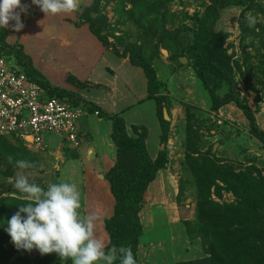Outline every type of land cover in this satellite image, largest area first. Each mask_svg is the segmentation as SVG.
Listing matches in <instances>:
<instances>
[{
  "label": "rangeland",
  "instance_id": "1",
  "mask_svg": "<svg viewBox=\"0 0 264 264\" xmlns=\"http://www.w3.org/2000/svg\"><path fill=\"white\" fill-rule=\"evenodd\" d=\"M218 1L79 0L81 7L74 25H88L95 30L107 41L105 48L115 55L131 56L134 60L139 57L138 62L159 86L158 93L164 98L162 114L167 112L166 121L170 122L168 138L162 149L166 151L167 162L161 170L173 175L171 181L177 183L178 191L174 197L168 196V192L161 195L162 203L147 207L149 211L140 208L143 235L138 243L137 264H178L186 260L208 263L202 260L210 258L209 239L207 242L203 239L211 235L216 221L207 211V204L211 202L216 204L214 209L220 207L225 212L230 208L238 218L243 216L248 219L247 196L238 197L239 192L229 189L215 175L202 183L204 173L203 177L199 176L201 172L194 166L213 163L228 167L232 173L255 169V172L250 171L253 176L257 171L262 173L264 168V157L255 154V150L259 149L252 142L254 136L251 131L246 134L237 125L234 126L235 118L228 115L230 109L237 107L230 103L213 110L205 76L189 56L200 32V24L206 19L213 3ZM22 4L24 11L28 10L31 14L41 11L31 0H22ZM248 15L256 18L254 27L247 26L245 18ZM54 22L53 19L47 20L43 32H39L44 42L50 41ZM225 22L226 26L230 23L228 19ZM230 27L225 45L228 54L233 55L230 63L232 87L229 89H234L254 116L264 105V1L256 3ZM13 48L14 51L0 48V55L20 70L21 66L14 56L19 49L18 44ZM162 50L167 54H163ZM54 54L60 56L59 52ZM181 58L186 60L185 64L180 62ZM227 91L225 86L217 94L221 97ZM74 98L80 100L76 95ZM47 137V142L51 144L48 143L44 150L28 148L15 137L0 140V200L9 199L10 204L13 201L26 202L25 195L14 187L18 174L26 175L30 182L41 186L55 182L74 183L81 193L82 218L96 216L95 236L105 243L106 250L111 249L116 245L114 226L123 222L124 216L118 211L106 180L109 170L98 169V161L92 165L82 163L75 154L79 147L73 149L65 142ZM16 160H26L31 167L19 169L14 166ZM205 183L207 192H200L198 188ZM254 219L256 221V218L249 220L254 222ZM261 228L264 229V226ZM254 231L258 233L260 230L257 227ZM126 236L127 247L132 248L130 229H127ZM9 254L8 264H46L47 259L53 264H72L70 259L66 261L55 253L43 256L36 249H17L14 244L9 246Z\"/></svg>",
  "mask_w": 264,
  "mask_h": 264
},
{
  "label": "trees",
  "instance_id": "2",
  "mask_svg": "<svg viewBox=\"0 0 264 264\" xmlns=\"http://www.w3.org/2000/svg\"><path fill=\"white\" fill-rule=\"evenodd\" d=\"M264 0H220L213 3L206 19L200 24V32L196 41L190 49V58L194 59L197 69L205 76V85L209 90L210 97L213 101V110L217 111L226 104H234L242 111L249 122L251 134L264 146V133L260 132L255 125V120L251 111L242 102L234 89L231 88V59L233 55L228 54L226 41L230 36V27L235 21L239 20L248 13L256 3ZM255 3V4H254ZM227 19L230 23L226 26ZM89 28V26H88ZM90 32L107 47V41L102 39L95 30L89 28ZM7 31L0 28V48L8 51H14V45H8L6 42ZM15 59L21 66L24 74L29 79L35 80L47 93L48 97L56 96L59 98L74 99L76 103L86 106L88 111L94 113L95 109L85 103H80L75 99L72 92L51 87L42 76L32 68L30 59L23 53L22 48L18 45ZM130 56L129 62L132 66L141 68L148 86V99H153L156 103V114L160 125V141L163 145L167 141L169 134L170 122L163 118L162 111L164 109V98L158 93V85L153 77H151L144 66ZM66 83L77 90L84 89L87 85L76 80L73 76L66 77ZM225 86L228 91L223 96L217 94ZM101 115V113L99 114ZM112 121L111 141L115 147V163L107 172L106 180L108 181L111 192L116 200L118 211L124 216L123 222H117L114 226V244L127 247L126 231L130 229L132 239V252L137 261V248L140 238L143 235L142 224L139 219L141 205L144 202V194L148 185L155 179L156 174L162 171L166 165V151L162 150L158 153L155 160H151L148 156L145 146V131L142 128L133 127V136L127 134L125 125L120 116L110 117ZM4 136L1 139H7ZM196 146V145H194ZM206 160V159H205ZM213 164V163H212ZM209 165L203 163L194 168L201 172L198 175L208 182L211 178H221L229 189H234L240 195L247 196L246 211L248 219L234 215L230 208L224 212L220 207L214 209L216 204L212 202L207 204L208 214L214 217L215 225L212 228L211 235H206L205 239L201 234V240L207 242L210 248V258L202 260L208 262L205 264H264V168L262 173L256 172L253 176L250 171L253 169H245L242 173H232L228 167L218 164ZM247 172V173H245ZM261 173V174H260ZM262 175V176H261ZM246 176V178H245ZM255 178V180L253 178ZM247 178L251 181L249 182ZM258 179H260L258 181ZM201 182V181H200ZM199 187V185H198ZM207 184H202L198 188L201 192H207ZM22 202L13 201L9 203V199L0 200V264H8L9 246H13L10 236L5 231L7 220L16 212L17 207ZM213 204V205H212ZM226 215L223 216L222 214ZM238 220L236 221V219ZM254 219V222L249 220ZM206 224V223H205ZM260 230L258 233L254 228ZM219 230V231H217ZM224 230V232H223ZM188 234V233H187ZM201 241V245L205 243ZM201 246V247H203ZM46 254H43L45 256ZM198 260L195 262L187 261L178 264H200ZM27 264V262H23ZM37 264H42L38 262ZM46 264H53L49 259Z\"/></svg>",
  "mask_w": 264,
  "mask_h": 264
},
{
  "label": "crops",
  "instance_id": "3",
  "mask_svg": "<svg viewBox=\"0 0 264 264\" xmlns=\"http://www.w3.org/2000/svg\"><path fill=\"white\" fill-rule=\"evenodd\" d=\"M22 5L21 0V8L24 9ZM77 13L78 10L46 15L42 11L36 14H31L28 10L22 11L20 19L25 27L18 32L14 31V21H10L9 26L5 27L6 42L8 45H20L23 53L30 59L32 68L51 87L71 91L80 99V103L92 106L94 113L98 112V116H94V113L87 109L86 115L78 121L80 146L75 154L82 163L92 165L98 161V169L101 171H108L113 167L116 153L110 137V117L115 115L123 120L129 136L134 135L133 127L145 131L148 156L155 160L163 149L160 141L161 131L156 103L153 99H148L147 79L142 69L132 66L128 57L115 55L106 49L90 32L88 25L76 27L74 24ZM51 19L55 22L50 41L44 42L39 32H43L46 21ZM54 52H59L60 56H55ZM68 75L87 86L81 90L70 86L66 83ZM228 115L235 118L234 126L237 125L236 127L246 134L250 133L249 122L238 108L230 109ZM253 117L256 128L264 133V105ZM252 142L259 149L255 150L256 156L264 157V146L255 136ZM172 178L173 175L169 171L168 175L165 170L159 171L146 189L141 209L162 203L161 195L167 192L168 196H176L178 186L174 180L171 181ZM165 215L168 216V213L165 212Z\"/></svg>",
  "mask_w": 264,
  "mask_h": 264
},
{
  "label": "clouds",
  "instance_id": "4",
  "mask_svg": "<svg viewBox=\"0 0 264 264\" xmlns=\"http://www.w3.org/2000/svg\"><path fill=\"white\" fill-rule=\"evenodd\" d=\"M46 14L71 13L78 10L79 0H31ZM20 9V11H17ZM21 0H0V27L9 26L20 31L25 27L20 19ZM248 27H254V16L246 18ZM11 157L9 160L11 161ZM15 167L26 169L31 164L16 160ZM14 187L26 197V202L7 220L5 231L17 249L40 254L55 253L72 264H137L131 247H116L106 250L105 243L94 233L95 215L81 216V193L70 182L49 183L41 186L30 182L24 174H18Z\"/></svg>",
  "mask_w": 264,
  "mask_h": 264
},
{
  "label": "built area",
  "instance_id": "5",
  "mask_svg": "<svg viewBox=\"0 0 264 264\" xmlns=\"http://www.w3.org/2000/svg\"><path fill=\"white\" fill-rule=\"evenodd\" d=\"M86 111L74 99L48 97L21 67L0 55V137L12 136L28 148L44 150L50 136L75 149L80 146L78 121Z\"/></svg>",
  "mask_w": 264,
  "mask_h": 264
},
{
  "label": "water",
  "instance_id": "6",
  "mask_svg": "<svg viewBox=\"0 0 264 264\" xmlns=\"http://www.w3.org/2000/svg\"><path fill=\"white\" fill-rule=\"evenodd\" d=\"M162 53L165 54V55L167 54L166 51H163V50H162ZM180 62L183 63V64H185L186 63V60L184 58H181ZM163 117H164L165 120H168V117L166 115V112H163Z\"/></svg>",
  "mask_w": 264,
  "mask_h": 264
}]
</instances>
